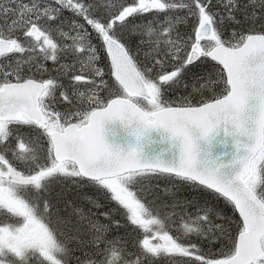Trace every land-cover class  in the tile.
<instances>
[{"label": "snow or ice", "instance_id": "6c2138e0", "mask_svg": "<svg viewBox=\"0 0 264 264\" xmlns=\"http://www.w3.org/2000/svg\"><path fill=\"white\" fill-rule=\"evenodd\" d=\"M0 264H264V0H0Z\"/></svg>", "mask_w": 264, "mask_h": 264}]
</instances>
